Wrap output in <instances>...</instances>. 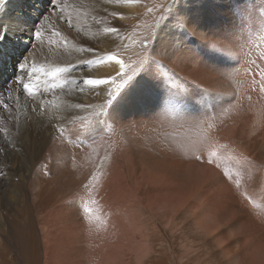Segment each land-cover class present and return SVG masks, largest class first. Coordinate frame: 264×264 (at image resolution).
<instances>
[{
	"label": "bare ground",
	"instance_id": "1",
	"mask_svg": "<svg viewBox=\"0 0 264 264\" xmlns=\"http://www.w3.org/2000/svg\"><path fill=\"white\" fill-rule=\"evenodd\" d=\"M46 1L0 12V48L23 49L0 77V264H264V0H175L116 111L86 81L120 69L90 44L116 29L127 66L137 21Z\"/></svg>",
	"mask_w": 264,
	"mask_h": 264
},
{
	"label": "rangeland",
	"instance_id": "2",
	"mask_svg": "<svg viewBox=\"0 0 264 264\" xmlns=\"http://www.w3.org/2000/svg\"><path fill=\"white\" fill-rule=\"evenodd\" d=\"M90 1L91 0H83L82 2H85L83 4L86 5L87 2H90ZM8 2L9 0H2V3L0 5V12L3 9L7 8L9 9V14H12L14 12L20 18H30L35 13L38 15H42L43 7H46V4H47L46 0H37V1L36 0H30V1L29 0H15L17 4L12 7L10 5L9 6L7 5ZM173 2H175V0H100V1H97L98 5L108 6L111 9V13L109 16L110 22L111 21L113 22L115 20L114 18H116V20L119 23L121 22L125 23L121 25L119 24L120 26L118 25L117 28L125 29V25L127 24L126 25L127 26L126 30H127L129 28L128 27L129 23H132L133 21H137V24L134 28V31H132V35H131L133 36L132 39L134 38L136 39L137 53L129 57L130 63H128L127 66H125V62H124V56L125 55L127 56V54L123 53V55H121L122 53H120L123 50V48L126 47V45H124L122 41L121 43L123 45H121V43L119 42L120 33H119V36H116L117 35L116 33L111 32L109 28H107L104 31L96 33L97 36L93 39V41L90 44V46L94 47L99 54L96 57L97 59L100 60L98 62H102L106 59V61L114 62L116 67L120 69V71H118L115 74H113L112 72H109V73L107 72L103 75V79L111 78L113 80V82L111 83L98 85V87L103 90H100L97 87V89L95 90L98 91L99 89L98 92L96 91L90 92L91 95L93 94L91 97L94 98V102L100 100L98 107L101 111H103L104 109L107 111L108 108L109 109L113 108L116 111L118 107V104L116 103V101L118 98H120L119 96L122 92L125 95H128V94L130 95L132 91H135V93L137 94L140 93V90H141L140 87L135 85L138 82H133V81L135 80V77L137 76V74H139V72L141 71L145 62L149 59V57L152 56L151 48L149 47L154 43L155 32L157 30L156 26L158 22L160 21V18L163 15L168 14L169 11L175 8V3ZM97 12H99L98 7H97ZM85 13L86 12L84 10H78L77 16L81 18L80 17L81 14H85ZM43 34L45 37L46 34L45 33ZM124 34L125 32L123 33V37H124ZM32 41L29 42L30 47L33 44ZM36 43L37 41H34V44ZM43 46L45 48V46L48 47L49 45L43 44ZM22 50H23L22 43L20 42L10 41L9 43L2 45V47L0 48V74H1L0 77H2L4 73H7L9 69L16 70L15 63H18L17 58L21 57ZM111 57H114V59H111ZM119 62L123 63V67H121V64ZM10 63L12 64L13 67L10 65ZM84 69L88 70L89 68L86 65H82L80 70H84ZM15 73L16 72H14V74ZM118 74L119 76H117ZM117 77H119V81H117ZM131 83H134V84L132 85ZM100 86L103 88H101ZM103 91L105 93H103ZM23 101H25L26 105L28 106L31 105L29 97H27L26 99L23 98ZM27 113L30 114V107L27 109ZM11 154H12V148H9V147L2 148V145L0 146V192H5L8 187L6 185L7 177H6V172L3 169L4 168L3 165L4 164L9 165ZM3 213H7V211L4 209ZM83 214L84 213L82 212L79 213L80 216L84 217ZM38 219H39L38 216L33 218V221H34L33 228L34 226L36 227L34 228V231L35 232L37 231L36 232L37 235H38V225H39ZM39 250H40V245H39L38 251Z\"/></svg>",
	"mask_w": 264,
	"mask_h": 264
},
{
	"label": "snow or ice",
	"instance_id": "3",
	"mask_svg": "<svg viewBox=\"0 0 264 264\" xmlns=\"http://www.w3.org/2000/svg\"><path fill=\"white\" fill-rule=\"evenodd\" d=\"M0 3H2V0H0ZM110 31H117L116 29H110ZM36 36H39V33H35ZM213 47H216V45H213ZM111 59H114V57H111ZM121 64V67H123V63L122 62H119ZM59 71H62L61 69H57L56 72H59ZM53 75H55L56 73H52ZM113 82V80L111 78L109 79H88L86 81L87 84L89 85H103V84H108V83H111ZM24 87L26 89H28V91L31 93V89L29 88L28 85H24Z\"/></svg>",
	"mask_w": 264,
	"mask_h": 264
}]
</instances>
